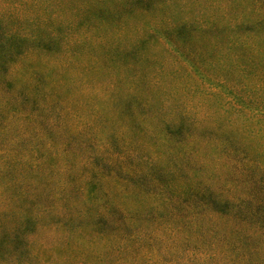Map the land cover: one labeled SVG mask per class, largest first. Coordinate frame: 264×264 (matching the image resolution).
Returning a JSON list of instances; mask_svg holds the SVG:
<instances>
[{
  "label": "rangeland",
  "instance_id": "1",
  "mask_svg": "<svg viewBox=\"0 0 264 264\" xmlns=\"http://www.w3.org/2000/svg\"><path fill=\"white\" fill-rule=\"evenodd\" d=\"M0 81L7 116L31 113L7 117L28 166L54 152L32 180L126 199L111 169L264 182V0H0Z\"/></svg>",
  "mask_w": 264,
  "mask_h": 264
},
{
  "label": "trees",
  "instance_id": "2",
  "mask_svg": "<svg viewBox=\"0 0 264 264\" xmlns=\"http://www.w3.org/2000/svg\"><path fill=\"white\" fill-rule=\"evenodd\" d=\"M7 113L1 102L0 264H264L263 179L251 181L243 169L232 184L221 185L173 169L156 181L150 168L135 175L111 169L114 185L136 197L86 191L90 183L103 187L101 178L79 183L75 195L69 183L31 179L54 152L42 150L31 169L23 133L8 127L31 113ZM42 227L67 231L58 251L34 245Z\"/></svg>",
  "mask_w": 264,
  "mask_h": 264
}]
</instances>
